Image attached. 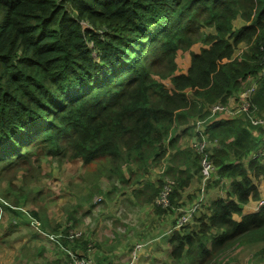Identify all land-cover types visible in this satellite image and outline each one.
Wrapping results in <instances>:
<instances>
[{"label":"trees","instance_id":"16d2710c","mask_svg":"<svg viewBox=\"0 0 264 264\" xmlns=\"http://www.w3.org/2000/svg\"><path fill=\"white\" fill-rule=\"evenodd\" d=\"M238 17L245 24L236 29ZM241 42L247 49L234 54ZM196 43L181 69L178 56ZM255 81L248 111L208 108L228 105ZM263 113L264 0H0V174L31 155L68 149L87 164L107 161L110 181L121 178L122 191L134 184L135 199L153 202L162 186L149 169L161 163L157 176L163 184L168 176L173 192L170 206L155 211L180 216L185 187L202 180L203 155L178 143L195 133L191 117L206 121L215 143L206 151L214 174L229 180L227 196L213 199L191 228L175 229L173 264H243L239 247H255L251 258L264 264V204L242 214L260 199L249 169L264 173L251 159L264 137L250 116ZM61 241L78 256L88 250L83 235ZM22 254L34 264L37 251Z\"/></svg>","mask_w":264,"mask_h":264},{"label":"rangeland","instance_id":"374dc122","mask_svg":"<svg viewBox=\"0 0 264 264\" xmlns=\"http://www.w3.org/2000/svg\"><path fill=\"white\" fill-rule=\"evenodd\" d=\"M244 24V20L240 17L233 20V26L236 29ZM202 31L211 32L214 31V28L203 27ZM199 47L200 43H196L189 50L180 53L177 61L181 69L186 68L185 60L193 51L192 49L197 50ZM241 49H247V44L239 43L234 54ZM251 117L253 116L251 115ZM196 118H200V115L191 117L189 125ZM256 119L259 120L254 122L255 131L259 128L264 137V113ZM181 128L183 126L179 125L175 132L178 133ZM202 128L204 127L200 125V129ZM197 140L198 133L195 132L193 135L185 137L181 143H178V146H192ZM70 154L71 150L63 149L57 154H40L39 158L37 155H31L29 160L21 161L1 172L0 264L30 263L22 254L23 249L26 248L30 251L35 248L41 249L44 257H47L44 255V251H47L48 259L53 258L50 254L52 251L57 256L64 254L63 259L68 262L69 257L65 253L66 250H63L61 246L59 248L56 244H63L61 239L66 238L67 232L74 234L79 231L84 238H88L91 233L96 236V238L88 240L87 244L90 250L84 251L86 253L83 256L91 255L94 257L95 247L98 245L96 248L101 249L102 253L101 256L95 254L94 259L98 264H109L108 258L111 252L115 256V259L112 260L113 264H130L132 255L134 256L132 254L133 249L138 243L143 245L141 251L135 254L137 257L139 256L135 264H173L169 250L171 245L168 239L175 231H172V225L175 220L178 221L177 212L179 210L176 213L159 214L156 212L157 209L154 208L153 202L149 206H142L139 203L134 205L127 198H123L119 202H112L113 197H107L105 193L111 190L110 193L114 194L112 192L113 186L110 187L106 180L107 168L110 167V164L103 159L87 164L81 158H73ZM167 155L170 158L174 156V150L168 151ZM256 157H258L259 165L264 171V142L261 149L251 159ZM164 163L166 164V161ZM112 167L116 169V167ZM149 171L154 185L161 188L163 183L157 173L163 171V164H152ZM249 171L254 184L259 189L260 199H251L257 205V212L260 206L264 204V173L255 177L253 175L254 169H249ZM199 175L196 174L197 177ZM118 179L116 185L119 187L118 191H122L121 178ZM165 180L171 183L168 176ZM199 182L196 180V184L193 186V200L199 192L196 191L199 190V184L206 186V197L207 194H210V198L212 195L227 196V193L226 196L223 194L227 192L229 184L226 180L222 183L218 175L211 173V176H205V179H200ZM98 184L103 187L105 192L99 189ZM135 184L139 185L140 183L135 182ZM127 190L131 193L132 188L128 187ZM135 191L134 188L133 192ZM103 195L108 200L103 199ZM130 198L134 202L138 201L137 199L135 201L133 196ZM193 200L181 198L180 202L184 201L185 205L191 206ZM211 201L209 199L205 204L203 203L194 219L184 226L191 228L196 217L209 211ZM151 209L156 211L152 212ZM17 210L21 211L20 215L16 213ZM12 225L16 226L13 227ZM174 228L177 229L178 227ZM161 229L163 230L160 231ZM192 229H197V226L193 225ZM146 231L149 232L145 233ZM45 233H49L51 237L55 234L56 240L50 239ZM99 243L112 246L113 249L101 248ZM255 249V247H239L234 249V254L245 255L239 256V260L243 264H259L257 258H251ZM41 258L40 256L37 257V259Z\"/></svg>","mask_w":264,"mask_h":264},{"label":"built area","instance_id":"2783aa9c","mask_svg":"<svg viewBox=\"0 0 264 264\" xmlns=\"http://www.w3.org/2000/svg\"><path fill=\"white\" fill-rule=\"evenodd\" d=\"M257 87V82H253L248 88L244 89L243 91H240L238 94H235L230 100H233V105H224L222 103H215L213 105H209L208 108L212 110L213 113L216 111H225L226 113L230 115H237L238 113L246 112L251 107L250 105V98L251 94L254 92V90ZM230 112V113H229ZM252 124L255 125V121H258L259 119H256L255 117H251ZM206 121L201 120L200 118H196L194 122H192V125L194 126L195 132L198 133V140L192 144V146L203 155L202 158V180L205 179V176H211V173H214L216 171V167L214 164L209 160V155L211 151H206L207 147H211L215 145L214 142H210L208 140L209 133L207 132V127L205 125ZM200 125H202L204 128L200 129ZM264 126V124H263ZM201 135V140H200ZM214 177V176H213ZM206 187V186H205ZM205 187L201 184H199V192H197L196 198L192 201L191 206H186L185 208L181 209V215L178 218V224L176 226L179 228L183 226L184 224L189 223L193 216L199 212L201 209L203 203H206V193H205ZM173 192V187L170 183H168L166 180L164 184L162 185V188L159 192V194L154 199V205L163 208H167L171 204V195ZM53 234V233H51ZM46 236H48L52 240H56V235L53 234V237L50 236L49 233H45ZM66 237L70 238L71 240L81 237V232H76L72 234L71 232H68L66 234ZM143 244H136L132 254V259L130 261V264H135V262L138 260L139 256L137 257L135 254L139 253L141 251ZM90 250V249H89ZM71 260L70 264H96L94 261L93 256L87 255V256H78V254L70 252Z\"/></svg>","mask_w":264,"mask_h":264},{"label":"crops","instance_id":"0c3cea01","mask_svg":"<svg viewBox=\"0 0 264 264\" xmlns=\"http://www.w3.org/2000/svg\"><path fill=\"white\" fill-rule=\"evenodd\" d=\"M233 103H234V101L233 100H230V102H229V104L230 105H233ZM185 137H189V136H185ZM184 137V138H185ZM152 176V175H151ZM126 177H129V175L128 174H126ZM152 179V178H151ZM106 180L108 181V183L110 184V187L111 186H113V184H116V180H111V181H109L107 178H106ZM153 180V179H152ZM226 182H227V184L229 183V180L227 179L226 180ZM196 184V179H192L191 181H190V183H189V185L188 186H186L185 187V189H184V191L182 192V199H188V196L190 195V194H192L193 192H194V190H193V186ZM136 185H131V188L132 187H135ZM98 187H99V189L101 190V191H104V189H103V187L102 186H99V184H98ZM193 190V191H192ZM105 192V191H104ZM111 192V190L109 191V192H105L106 193V196L107 197H113V200H112V202H119L121 199H123V198H127L128 200H130L134 205L136 204V203H139L140 205H142V206H149L150 204H151V201H137L136 199H135V197L132 195V193H130V191L129 190H127V191H115V190H113L112 189V192L114 193V194H112V193H110ZM226 193L227 192H225V194H223L224 196H226ZM209 195L210 194H207V198H206V201H208L209 199H211V200H213V199H215L218 195H212L211 196V198L209 197ZM131 196H133L134 197V199H135V201H137V202H134V201H132L131 200ZM103 199H106V197L103 195ZM102 199V200H103ZM106 200H108V199H106ZM153 202H154V200H153ZM257 202V201H256ZM255 202L253 201V200H251V201H249L247 204H244V205H242V214H249V213H253V212H256V210H257V205L256 204H254ZM154 204V203H153ZM154 208H156V207H154ZM152 210V212H155L154 211V209H151ZM20 214V213H19ZM155 214V213H154ZM234 218L236 219V220H241V218H242V215H239V214H234ZM152 222V221H151ZM176 224L175 223H173V227L175 226ZM169 227V226H168ZM176 227V226H175ZM167 228V227H166ZM165 229V228H164ZM163 229H161L160 231H162ZM159 231V232H160ZM149 231H146L145 233H148ZM158 232V233H159ZM158 233L156 234V236L158 235ZM147 235V234H146ZM150 235H151V233H150ZM155 236V237H156ZM96 238V236H94V234L93 233H91L89 236H88V238H85V239H87V240H92L93 238ZM169 240V239H168ZM116 242V241H115ZM169 242V241H168ZM100 245H101V248H103V247H107V249L106 250H109L110 248L111 249H113L112 248V246H109V245H105L104 243H99ZM55 245V244H54ZM56 246H58L59 248H60V246L63 248V250H66L65 251V253L67 254V252L69 251V249H67L65 246H64V244H60V243H57L56 244ZM96 247H98V245H96ZM95 247V253H94V257H95V254H98L99 256H101L102 255V253H101V249H97ZM169 250H171V247L169 248ZM32 251H37V255H36V257H34V260H33V262L32 263H34V264H45L46 262H51V261H56L57 259H59V258H64V254L62 255V256H57L56 255V253L54 252V251H52L50 254H51V257H53L52 259H48L47 257H48V252L47 251H44V255L45 256H47V257H44L43 256V250H41V249H34V250H32ZM110 256H109V258H108V262H109V264H113V259H115V256L113 255V252H111L110 254H109ZM171 255V254H170ZM38 256H40V257H42L41 259H37V257ZM169 261L171 262V259H169ZM65 262V261H64ZM97 262V261H96ZM31 263V262H30ZM66 264H68V262H65ZM98 264V263H97Z\"/></svg>","mask_w":264,"mask_h":264},{"label":"clouds","instance_id":"9594fccd","mask_svg":"<svg viewBox=\"0 0 264 264\" xmlns=\"http://www.w3.org/2000/svg\"><path fill=\"white\" fill-rule=\"evenodd\" d=\"M175 226H176V225H175ZM175 226H174V227H175ZM174 227H173L172 231H173V230H175V228H174ZM89 249H90V248H88V250H89ZM69 251H70V252H72L71 250H69ZM69 251L67 252V254H69V255H70ZM72 253H74V252H72ZM93 258H94V257H93ZM94 261H95V263L97 264V262H96V260H95V259H94Z\"/></svg>","mask_w":264,"mask_h":264}]
</instances>
